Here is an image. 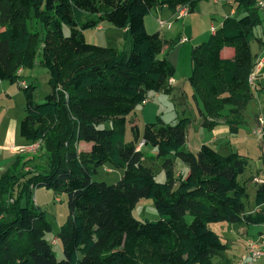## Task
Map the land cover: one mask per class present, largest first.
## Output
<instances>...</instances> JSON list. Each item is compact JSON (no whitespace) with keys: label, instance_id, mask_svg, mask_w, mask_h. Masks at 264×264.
Instances as JSON below:
<instances>
[{"label":"trees","instance_id":"obj_1","mask_svg":"<svg viewBox=\"0 0 264 264\" xmlns=\"http://www.w3.org/2000/svg\"><path fill=\"white\" fill-rule=\"evenodd\" d=\"M206 1L0 0V81L18 84V70L35 67L43 43L41 66L51 88L36 104L35 87L19 84L25 98L19 135L41 142L50 159L47 170L31 174L23 172L19 155L0 177V264H229V247L210 225H264V209L246 214L248 192L241 181L246 158L236 152L223 156L208 145L189 152V118L175 125L148 123L142 134L129 120L151 92L170 94L176 75L163 37L147 30L146 18L164 9L175 14L178 7L193 14ZM235 3L234 14L191 50L188 79L201 104L202 127L213 131L228 110L230 134H238L241 114L254 99L251 43L263 46L255 35L262 25L259 1ZM30 20L41 26L43 38L30 30ZM104 22L125 30L129 52L88 44L85 32ZM225 48L234 50L232 58L222 57ZM105 124L111 128H101ZM142 140L165 160L164 183L146 166L142 149L136 150ZM79 143L91 149L79 152ZM177 159L189 168L186 178L176 177ZM105 165L124 170L117 184L93 180ZM39 188L68 196L69 216L57 235L63 260L45 239L52 232L46 214L32 202ZM144 199L153 201L160 220L134 218ZM255 204L264 206V183L256 190Z\"/></svg>","mask_w":264,"mask_h":264},{"label":"rangeland","instance_id":"obj_2","mask_svg":"<svg viewBox=\"0 0 264 264\" xmlns=\"http://www.w3.org/2000/svg\"><path fill=\"white\" fill-rule=\"evenodd\" d=\"M230 1L232 4L228 0H220V4L224 6L227 12H230L232 5L235 12L237 6L235 0ZM258 1L263 4L259 6L262 25L255 29V35L257 39L263 42V46L256 40L251 43L252 53L256 57V66L259 61L264 62V0ZM209 4L213 5V0ZM209 4L202 3L193 15L187 14L183 19H176L175 14H167L158 20L154 14L146 18L147 30L150 33L161 32L164 40L168 39L169 42L170 38H175L177 35H180L185 26L184 37H186L187 42L184 44L180 43L181 53L180 50H178L179 46H170V43L164 46V48H167L165 51H167L168 60H171L170 62H172L176 69L174 78L177 80L178 89L174 90L173 88L170 94L151 92L148 95L147 102L136 108V124L142 134L145 125L148 123L163 122L166 125H175L179 120L189 118L193 122L192 127H190L187 132L186 148L189 152L196 154L198 146L203 144L210 146L223 156H227L232 152L242 155L248 162L246 173L241 178L248 192V199L245 201L246 210L248 212H254L256 210V190L259 185L264 183V135L261 136L256 133L258 126L256 119L260 115L264 117V65L252 86L254 99L241 114V126H239L238 134H230L228 130L225 132V128L220 126H227L225 120L227 118H232L228 116V110L224 112V117L219 121L218 126L220 127L217 126L218 128L215 132L206 130L195 121L200 114L199 104L196 103L193 98L194 92L188 81L192 74L191 50L200 43L208 40L211 23H213L216 28H219L223 20L222 11L218 9L214 10V13H217L216 15L214 14L212 17L209 16L210 14L207 12L210 6ZM188 15H190V17ZM160 20L164 22V28L161 27L159 23ZM166 25H171V28L167 29ZM29 28L41 38L44 37V32L37 22L30 20ZM64 33L66 36H69V29L64 28ZM203 34L205 35L204 37H202ZM85 37L88 44L98 47L126 50L128 52L131 50V41L125 36V31L115 28L107 22L102 23L100 27L94 30L86 31ZM189 37H191V39ZM42 47L43 43L38 47V55L33 69L20 68L18 70L17 74L20 77L18 84L11 85L8 82L0 81V136L3 135L4 127L8 123H12L15 119L21 122L25 117V98L19 84L22 86L31 85L35 87L34 99L36 104H42L45 97L51 92L49 85L50 76L47 70L41 66ZM177 54L179 55L176 60ZM6 94L11 98L7 97ZM132 117L133 114L130 115L129 120H132ZM202 123L203 120L201 118V124ZM101 128H111V125L105 124ZM130 141H132V132L131 126L128 124L126 128V142ZM219 144L222 145L219 146ZM80 145L81 143L77 146V151L79 152L82 151ZM141 152L145 157L146 166L152 168L154 171L156 181L158 183H164L166 181L165 171L163 169L165 160L159 159L157 157V151L150 146L143 147ZM27 159L22 164L23 172L34 174V172L38 170H47L50 157L45 150V146L41 143L39 151L35 154H31V156L29 155ZM176 162V168L180 169L183 166V162L179 159H177ZM0 174L2 173L0 172ZM2 175H0V177ZM123 175L124 170L106 165L98 169L97 174L93 176V180L96 182H104L108 185H114L120 181ZM32 202L46 214V218L52 227V232L47 234L45 239L52 245L57 259L63 260L65 258L63 246L61 241L57 239V235L69 216L67 194H57L54 190L39 188L34 191ZM133 216L140 222H154L160 220V215L153 201L147 199L138 203L133 212ZM191 220V217L188 216L187 222L190 223ZM243 227V223L232 225L228 223H219L210 225L212 231L217 233L222 238V241L229 247L225 254V257L231 262L229 264H235L238 258L246 253L243 248L238 247L239 241L236 240L237 237L242 240L245 238ZM260 232H264V226L259 225L255 227V225H251L249 233L250 238L259 236ZM255 264H264V258Z\"/></svg>","mask_w":264,"mask_h":264},{"label":"crops","instance_id":"obj_3","mask_svg":"<svg viewBox=\"0 0 264 264\" xmlns=\"http://www.w3.org/2000/svg\"><path fill=\"white\" fill-rule=\"evenodd\" d=\"M212 0H209V1H206V2H201L199 5H198V7H197V9L202 5V3H207V4H209L210 2H211ZM231 4H232V2L230 1V0H228ZM210 5V4H209ZM196 9V10H197ZM215 9H218V10H221L222 12H221V14L223 15L222 17H223V20L227 17V16H229V15H231V14H233L234 13V9H233V7H232V5H231V10H230V12H227V10L226 9H224V6L223 5H221L220 4V0H213V5H210L209 7H208V10H207V12L210 14L209 16L210 17H212L214 14L216 15L217 13H214V10ZM195 13V12H194ZM193 13V14H194ZM152 14H154L155 16H156V18H157V20L158 19H161V18H163L165 15H167V14H171V15H173L171 12H169L167 9H164V10H162V11H155V12H153ZM193 14H191V15H193ZM189 17H190V15H188ZM187 20H188V17H187ZM223 20L221 21V23H220V26L222 25V23H223ZM145 24H147L146 23V20H145ZM186 24V23H185ZM147 26V25H146ZM219 26V27H220ZM100 27V26H99ZM184 28H185V26L183 27V30H182V32H183V34H182V32H181V34L180 35H177L175 38L173 37V38H170V42L168 41V39L167 40H164L165 41V46L167 45V43H170V46H179V49L178 50H180V53H181V48H180V40L182 39V38H186V37H184L185 35V33H184ZM218 28H216L214 25H213V23H211V28H210V33H208V37H210L212 34H214V32L217 30ZM123 31H125V30H123ZM160 34H161V32H159ZM162 36V35H161ZM205 35L203 34V36L202 37H204ZM192 37V36H191ZM191 37H189L190 39H191ZM164 39V38H163ZM201 44V43H200ZM165 49H167L166 47L164 48V51H165ZM178 55L179 54H177L176 55V60L178 59L177 57H178ZM191 55V54H190ZM221 55H222V57L223 58H225V59H228V58H232L233 56H234V50L233 49H231V48H225L223 51H222V53H221ZM171 61V60H170ZM172 63V62H171ZM260 72H261V70H260ZM260 72H259V74H260ZM173 80V82L171 83V86H172V88H174V90H176V89H178L177 88V80H176V78H174V79H172ZM26 84V83H25ZM6 96L7 97H9V98H11L9 95H7L6 94ZM201 108V105H199V109ZM133 114V117H132V120L134 119V121L136 122V119H137V114H136V109H135V111L132 113ZM22 121V120H21ZM195 121L196 122H198L199 124H200V126H202V124H201V118H200V116L198 117V118H196L195 119ZM20 123L21 122H18V120L17 119H15V120H13V122L12 123H8L5 127H4V132H3V135H1L0 136V172L3 174V173H6L8 170H9V168L14 164V162H15V160H16V158L20 155V152L18 151V147H20V146H23V145H25L27 142L25 141V140H23L21 137H20V135H19V126H20ZM192 124H193V122H192ZM19 125V126H18ZM220 126H222L223 128H225L224 129V131L226 132V130H228L229 131V129H228V127L227 126H225V125H220ZM220 126H218V127H220ZM191 127H192V125H191ZM218 127H216L212 132H215L216 131V129L218 128ZM203 145V144H202ZM201 144L198 146V149H197V152L199 151V149H200V147L202 146ZM220 145H222V144H219V146ZM81 150L82 151H89L90 149H91V145H89V144H85V143H81ZM185 148H186V145H185ZM143 149V148H142ZM187 149V148H186ZM155 151H157L156 149H155ZM196 152V153H197ZM31 154H33V153H30V154H27V153H21V155H23L24 156V162H25V160L28 158V156L30 155L31 156ZM25 156H26V158H25ZM242 156V155H241ZM33 159V158H32ZM27 160H30V159H27ZM176 164H177V162L175 161V173H176V177H183V178H186L187 177V175L189 174V168L185 165V164H183V166L180 168V169H178V168H176ZM106 166V165H105ZM2 174H0V175H2ZM261 209H264V206H261V207H257L256 206V210L254 211V212H248L247 210H246V214H254L255 212H258V211H260ZM244 224V227L242 228L243 229V233H245V238L242 240V239H240V238H236V240H238L239 242H238V247L240 248H243L244 249V252L246 251V246H247V242L249 241V240H254V239H257V238H259L262 234H264V232H260L259 233V236H253V237H251L250 238V227H251V225H247L246 223H243ZM259 225H255V227H258ZM262 226H264V225H262ZM227 253V252H226ZM244 255V254H243ZM226 259H228L227 257H226ZM239 259V258H238ZM229 260V259H228ZM229 263H231V262H229Z\"/></svg>","mask_w":264,"mask_h":264},{"label":"built area","instance_id":"obj_4","mask_svg":"<svg viewBox=\"0 0 264 264\" xmlns=\"http://www.w3.org/2000/svg\"><path fill=\"white\" fill-rule=\"evenodd\" d=\"M260 5H262L260 3ZM188 14V9L187 7H178L175 15H176V19H183L184 17H186ZM159 23L161 24V27L164 28L165 24L163 21H159ZM167 29L171 28V25H166ZM187 42L186 38H182L180 40L181 44H184ZM264 65L263 61H259L258 65L255 67L253 73L250 76L249 82L251 84V86H253L258 73L260 72V70L262 69ZM171 83L173 82L172 80L170 81ZM257 134L259 135H264V117L263 116H258L257 117ZM40 144L41 142H35V143H31L28 142L23 146L18 147V151L21 153H37L39 151L40 148ZM145 146V141H140V143L137 145L136 150L140 151L143 147ZM264 258V234H262L257 240H249L247 242V246H246V253L244 255H242L235 264H255L256 262H258L259 260Z\"/></svg>","mask_w":264,"mask_h":264},{"label":"bare ground","instance_id":"obj_5","mask_svg":"<svg viewBox=\"0 0 264 264\" xmlns=\"http://www.w3.org/2000/svg\"><path fill=\"white\" fill-rule=\"evenodd\" d=\"M261 4H262V3H261ZM262 5H263V4H262ZM259 6H261L260 3H259ZM172 81H173V80H172Z\"/></svg>","mask_w":264,"mask_h":264}]
</instances>
